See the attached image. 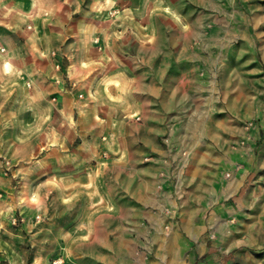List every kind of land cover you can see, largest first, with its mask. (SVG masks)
<instances>
[{
    "label": "crops",
    "instance_id": "1",
    "mask_svg": "<svg viewBox=\"0 0 264 264\" xmlns=\"http://www.w3.org/2000/svg\"><path fill=\"white\" fill-rule=\"evenodd\" d=\"M108 4L112 10L121 8L119 14L110 17ZM158 14L154 0H0V255H26L21 244L28 242L38 255L49 236L48 222L35 224L23 202L29 179L37 180L33 193L42 200L44 180L57 185L52 187L53 247L47 255H67L72 264H116L119 255H127L120 247H132L133 232L145 220L156 224L164 205H178L162 140L174 119L178 121L173 132L179 139L193 140L198 133L214 138L219 130V106L213 103L217 85L188 65L187 58L196 57L193 41L198 30L182 28L167 15L168 35L167 28L157 27ZM261 43L264 56V36ZM109 67L115 71L108 74ZM95 73L105 78H99L94 95L116 101L113 111L122 117L133 107L140 118L137 122L119 118L112 127L119 155L105 159L103 151L112 147L111 139L103 143L102 134L86 124L80 129L82 142L75 146L72 137L77 129L68 121L63 122L65 127L55 126L57 132H67V140H57L49 154L39 155L43 145H33L28 136L37 124L27 123L36 112L13 106L12 101L21 98L28 83L32 89L24 92L41 103L51 91L62 90L57 108L43 115L63 113L76 97L75 92L64 91L65 84H79L88 92L87 77ZM81 109L90 114L85 104ZM261 110L264 115V106ZM222 125L231 131L229 123ZM104 131L108 134V127ZM258 132L254 146H259V165L264 168V124ZM32 147L39 148L34 155ZM240 159L249 166L258 163L250 155ZM5 161L21 167L12 171L14 175L7 174ZM29 162L30 175L22 171ZM162 173H167V180ZM15 179H20L18 188ZM163 182L161 191L158 186ZM239 184H228L226 191L235 193ZM65 185L67 194L60 191ZM35 208L46 210L43 205ZM18 214L24 222L15 228L13 216Z\"/></svg>",
    "mask_w": 264,
    "mask_h": 264
},
{
    "label": "rangeland",
    "instance_id": "2",
    "mask_svg": "<svg viewBox=\"0 0 264 264\" xmlns=\"http://www.w3.org/2000/svg\"><path fill=\"white\" fill-rule=\"evenodd\" d=\"M107 7L110 17L118 15L121 9L112 10L109 4ZM154 11L159 13L157 27L167 28L168 35L171 26L167 27V15L182 28L198 30L193 41L198 48L194 51L196 57L187 58V61L188 65L195 66L197 76L213 80L217 85L213 103L219 106V130L214 138L210 133H198L193 140L179 139L173 132L178 120L171 121L170 133L162 143L167 151L164 161L172 169L171 184L178 205H164L157 213L159 221L156 224L145 220L133 232L132 247L126 244L120 247L127 255H119L121 259L116 264H264V168L259 165V146H254L258 129L264 124L261 110L264 106V56L260 54L261 37L264 36V0H154ZM113 71L115 69L110 67L107 69L108 74ZM101 77L105 78V75L95 73L87 77L86 83L91 82L88 92L80 89L79 84L67 81L64 91L75 92L73 104L63 113L56 112L48 118L43 114L57 108L62 90L51 91L41 103L29 92H24L32 89L28 83L21 98L17 96L12 101L13 106H27L31 112H36L37 116L27 117V123L37 124L28 136L33 139L29 140L30 143L34 141L33 145H43L39 155L49 154L57 140H67L66 131L61 134L55 129L56 124L65 127L67 121L74 130L77 129L72 137L75 146L81 144L79 135L83 134L80 129L86 124L89 129L102 134L103 143L111 139L112 147L103 151L105 159L119 155L118 143L113 142L112 127L118 125L119 118L131 122L140 121V118L133 112V107L122 117L113 111L117 109L113 104L116 101L94 95ZM40 103L44 107L37 106ZM84 104L88 115L81 109ZM16 118L13 114L12 121ZM223 122L230 124V132L223 128ZM40 124L43 126L39 127ZM107 127L108 134L104 131ZM224 142L226 146L222 147ZM37 149L31 148L33 155ZM244 155L246 158L254 156L258 163L249 166L240 159ZM5 167L7 174L14 175L12 171L21 165L5 161ZM23 168L22 171H28L30 175L32 163ZM162 174L167 180V173ZM234 182L240 184L232 194L226 191V186ZM19 183L20 179H15L14 186L20 187ZM36 183L34 179L26 181L28 194L23 202L27 201L35 224L48 222L50 228L45 226V229H50L46 230L49 236L44 238L40 254L35 255L31 242L22 243L26 255H0V264H72L67 255H47L53 247L54 233L50 223L55 201L52 187L57 185L52 180H44L45 197L42 200L33 193ZM163 186L164 182L158 186L159 190L162 191ZM66 188V185L60 186V191L67 194ZM76 188V192L81 191L80 187ZM184 201L189 202L188 207ZM35 205H43L46 210L35 208ZM183 210L187 211L186 218ZM13 218L15 228L24 222L19 214Z\"/></svg>",
    "mask_w": 264,
    "mask_h": 264
},
{
    "label": "built area",
    "instance_id": "3",
    "mask_svg": "<svg viewBox=\"0 0 264 264\" xmlns=\"http://www.w3.org/2000/svg\"><path fill=\"white\" fill-rule=\"evenodd\" d=\"M2 52H5V49H2Z\"/></svg>",
    "mask_w": 264,
    "mask_h": 264
}]
</instances>
